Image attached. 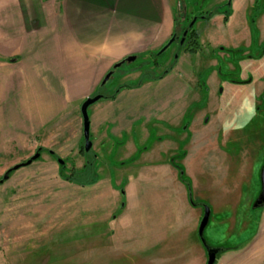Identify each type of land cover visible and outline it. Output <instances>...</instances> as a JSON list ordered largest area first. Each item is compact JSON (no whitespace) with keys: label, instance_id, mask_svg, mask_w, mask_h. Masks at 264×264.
Segmentation results:
<instances>
[{"label":"crops","instance_id":"1","mask_svg":"<svg viewBox=\"0 0 264 264\" xmlns=\"http://www.w3.org/2000/svg\"><path fill=\"white\" fill-rule=\"evenodd\" d=\"M226 1L216 0L217 12L195 29L196 52L182 50L166 74L136 86L149 68L147 55L174 31L175 0H0V159L13 152L26 160L38 148L53 151L56 163V157L69 156L83 140L84 99L100 93V82L115 63L134 55L144 65L120 71L123 82L116 90L88 107L95 173H118L127 165L129 177L69 182L57 176L58 163V174L34 166L40 156L28 169L9 174L0 183V264L10 258L29 264L18 255L33 253L37 238L58 215L68 226L74 218L96 224L88 245L92 264H206L197 234L201 204L210 207L208 222L228 207L230 217L217 218L218 224L229 222L234 229L240 186L213 184L212 174L222 166L224 173L230 159L222 150L224 158L206 152L191 164L190 195L199 203L194 206L175 166L184 177L185 147L194 139L220 146L229 140L223 119L217 129L196 135L201 110L213 113V121L204 119L210 125L223 109L264 107V2L257 8L256 0H230L221 8ZM152 70V76L160 72ZM236 71L241 86L233 87L222 73ZM112 156L118 166L106 162ZM2 161L0 172L9 168ZM249 168L241 164L240 173ZM70 190L78 191L77 214H70ZM55 197L66 202L64 209L53 210ZM262 218L250 242L219 246L215 264L264 257L263 247L249 250L251 243L264 242Z\"/></svg>","mask_w":264,"mask_h":264},{"label":"rangeland","instance_id":"2","mask_svg":"<svg viewBox=\"0 0 264 264\" xmlns=\"http://www.w3.org/2000/svg\"><path fill=\"white\" fill-rule=\"evenodd\" d=\"M228 1L229 0H227L225 2V6L221 8L227 7V4L229 3ZM262 1L264 2V0H256L257 8L262 5ZM215 2L216 0H175L174 12L176 16L181 15L184 11L182 7L184 5H187V8L185 10L186 13L184 12L185 14L178 21V28L180 29L188 26L191 22L189 18L197 16L201 13V11H212V9L215 8L214 6H216L217 4ZM257 8H254L253 12H255ZM205 24V18H198L193 24V29H198L199 25L201 26ZM182 50L183 48L179 41H174L161 55H155V58L158 59L157 61L159 63H163L162 65H165V63L171 65L172 63L174 64V61L176 60L175 57H178ZM157 51H155L154 54H156ZM153 55H147L149 60L154 57ZM199 55L201 58V62H203L202 59L205 58L204 53H201ZM219 64L221 66V60ZM138 66H144L140 58H137L130 63H124L120 67L115 69L106 84L98 88L100 94L106 96L107 94H109V92H114L119 84L123 82L119 77L120 71L128 70L130 68ZM162 69L165 68L160 69L159 67L158 71H161ZM203 71L204 70L201 67V79H203ZM222 74L224 77L228 76V80H231L230 82H233V84H231L233 85V87L241 86V84L239 85L238 83V71L230 72V75L224 72ZM220 89H222V86L219 87L218 91H220ZM219 95L220 93H218V96ZM223 101L228 103V105H230L231 103V100L226 97ZM221 112L222 114L219 115L220 117L215 118V124L207 125L204 124V119L207 118L210 119L209 121H213L211 119L213 117V113H211V111L209 112L207 110H201V112H199V123L201 124V126H199V130L197 131L196 135H203V133L207 132L209 129L213 130L215 128V125L217 126V129L220 120L223 119L224 123L227 126L226 135L229 140L227 142L225 141L224 144L220 146L216 141L210 142L208 139H204V137H202L199 141L194 139L191 144H188V147H185L187 153L184 160L182 161V168H184L185 179L189 181L191 164H193L197 159H205L206 152L213 154L212 157L218 155L222 156L220 158H224L223 154L219 152V150H222L229 156L230 160H227V162L224 161V166H226L224 173L219 172H223L222 166L221 168H218L214 174H212V179L213 184H219L223 182V184L230 185L231 187L240 186L242 198L238 208L236 209V216L238 221L234 229L229 222L223 221V223L218 224L219 220H217V218L220 217L224 219L226 217H230L231 215L228 207L224 206L220 208L218 215L212 214L211 220L208 222L206 228L203 231V239L206 244H211L213 247H231L233 245L250 242L253 236L260 229L261 221L263 219L262 216H264V207L252 208V201H254V199L257 197L260 190L259 172L264 163V107L253 105L250 108L241 109L235 106L232 109H223V111ZM186 121L187 120H185L184 124L186 123ZM90 139H92L91 135ZM150 142L151 141H148L147 144H149ZM68 144L71 146L73 145V142H69ZM81 145H83V142ZM69 154V156L59 157L64 161L65 164V176H70V170L73 168V171H78L79 173L83 174H86V172L88 171L91 176H98L100 177V179L102 177L107 178V176H110L112 179L118 177L119 179L121 178L125 180L129 177V173L125 172V167L127 165L124 168H121L118 173H108V170L106 169L107 173L99 175L95 173L94 165L86 166L82 169L84 159L86 161H90L93 164L94 157L92 151L81 153L80 146H77ZM41 157H43V160L40 163L36 162L34 166L43 165L45 167H48V169L50 170H54V172L58 174V172H56V167L58 165L55 162V158L53 156L50 157V155L46 153V150L41 153L40 158ZM177 158L179 159V157ZM2 160H4L5 166L8 167L25 161L24 158H18V155L13 152L11 153V155L5 154L4 159H0L1 162H3ZM106 162H108L112 166H118L116 158L114 156L106 159ZM240 162L242 166H250V173L249 169L246 174L240 173ZM29 167L30 166L20 167L16 171H12L11 174L21 172L25 169H28ZM5 171L0 172V178L4 175ZM57 176L59 177L60 175ZM85 178L86 177L82 174H76L73 179L76 182H80L84 181ZM60 179L64 180V178L61 176ZM241 180L243 181L242 183ZM69 192L68 204L69 210L70 212H72L70 214H77V200L75 194L78 191L70 190ZM79 192L81 191L79 190ZM214 192L216 193V187H214ZM81 193H84L85 196L87 195V192ZM65 204L66 202H61L59 199H57V197H55L53 210L60 211L62 209V206L63 209L65 208ZM95 226L96 224L91 222H84L83 224L77 223L75 218L74 221L69 222L68 226L65 222L62 221V216L58 215V218L54 219L53 224H51L48 230L44 232L42 236H39L37 238V245L35 246V250L33 251V253L28 255L20 254L18 255V258H23L26 256L29 264H37L41 262H43V264H92V254L88 251V245L92 243L94 239L93 236L94 234H96ZM260 247L264 248V242L256 241L255 243L250 244L249 250L253 251L254 249ZM244 262L245 264H264V257L254 256L252 259H246ZM4 264L15 263L13 262V258H10L7 263Z\"/></svg>","mask_w":264,"mask_h":264},{"label":"water","instance_id":"3","mask_svg":"<svg viewBox=\"0 0 264 264\" xmlns=\"http://www.w3.org/2000/svg\"><path fill=\"white\" fill-rule=\"evenodd\" d=\"M228 5L230 4V0L228 1ZM196 21V17H193L191 22L189 23V26H192L194 22ZM186 30L183 31L182 37L179 40V43L182 44L184 37L186 35ZM179 37L176 35L174 32L171 37L166 41V43L156 52V55H161L174 41H176ZM136 59V56L130 55L126 57L125 59L115 63L112 67L111 70H109L104 77L102 78L100 82V86H104L106 82L109 80V78L112 76L113 72L115 69L120 67L124 63H130ZM176 59V57H175ZM101 98H104V95L100 93H96L94 96L87 97L84 99V101L80 105V114L82 118V138H83V150L84 152H89L91 147H92V142L89 137V116H88V107L92 105L93 103L97 102ZM263 106H264V95H263ZM40 151L41 148H38L33 155H31L29 158H27L25 161L14 164L13 166L9 167L5 172L4 175L0 178V183H3L5 180L8 179L10 172L17 170L20 167L23 166H28L32 162L38 160L40 156ZM48 153L51 155L53 154V151L48 150ZM56 161L59 165H63L64 161L56 157ZM179 174H183V171L181 170ZM259 180H260V190L257 195V197L254 199L252 203V208H259V207H264V163L260 169L259 172ZM188 182V181H187ZM187 189H188V197L190 199V203L192 205H198L199 203H194L191 199L190 195V188H189V183L186 184ZM202 209H203V214L201 216V219L199 221L198 229H197V234L198 237L205 249L206 252V264H215L217 255L223 250L221 247H213L210 246L209 244H206L204 239H203V231L208 224L209 216H210V207L206 204H201Z\"/></svg>","mask_w":264,"mask_h":264},{"label":"trees","instance_id":"4","mask_svg":"<svg viewBox=\"0 0 264 264\" xmlns=\"http://www.w3.org/2000/svg\"><path fill=\"white\" fill-rule=\"evenodd\" d=\"M228 9H230L228 7ZM228 9L226 10L225 15H224V20L227 19V16H228ZM215 10H212V11H207L205 14L204 13H201V15H204L205 17L204 18H209L211 17L213 14H215ZM201 15H199L197 18H199ZM183 15H179V16H176L175 15V22H176V25H175V28H174V31L177 35H182V32L184 30L187 29V34L183 40V43L181 44L182 45V48L184 51H189V52H196L199 48H200V43H199V37H198V34L196 33L195 29L193 28H188V26H185L183 28H178V20L179 18H181ZM155 55L154 54L153 58L150 60L149 62V68H146V69H143L142 70V73H141V77L140 79L136 82V86H139L142 82H144L145 80H148L149 78H160L161 76H163L164 74H166V72L168 70H170L172 67H173V63L170 65H168L167 67H165V69L161 70L159 73H157L155 76H152L153 75V71L152 70L153 68H159L163 63H159L157 60V58H155ZM83 142V140H82ZM81 142V144H82ZM44 151V149H41L40 152ZM80 152L83 153L84 150H83V145H80ZM54 157V155H53ZM86 166H92V163L89 161L87 162V165ZM85 167V166H84ZM83 167V168H84ZM177 169H178V173H180L181 169L178 168L177 166H175ZM64 169H65V164L63 165H59V174L61 177H63L65 180H68L69 182H76L73 178L75 177L76 174H82L83 176H85L86 178L84 179V181H80L79 183L81 184H85V183H93L96 181V178L97 177H93L90 175V173L87 171L86 174H83V173H79L78 171H73V168L70 170V176H65L64 174ZM12 172H10L11 174ZM180 175V179L185 183L187 184V180L183 177V174H179ZM82 177V176H81ZM78 183V181L76 182Z\"/></svg>","mask_w":264,"mask_h":264},{"label":"flooded vegetation","instance_id":"5","mask_svg":"<svg viewBox=\"0 0 264 264\" xmlns=\"http://www.w3.org/2000/svg\"><path fill=\"white\" fill-rule=\"evenodd\" d=\"M183 8V10H185V8H184V6L182 7ZM204 14L206 13V12H203ZM184 14V11H183V13H182V15ZM199 15H201V13L200 14H198L197 16H194V17H196V20L198 19L197 17L199 16ZM205 16L204 15H201L199 18H204ZM192 18L193 17H190L189 18V20H192ZM195 23V22H194ZM188 28H193V25L192 26H189L188 25ZM185 31V30H184ZM186 31H187V29H186ZM174 33V32H173ZM172 33V34H173ZM183 33V32H182ZM186 34H187V32H186ZM177 35V34H176ZM179 38L176 40V41H179L180 40V38L182 37V35L180 36V35H177ZM186 36V35H185ZM171 37V36H170ZM185 38V37H184ZM177 58V57H176ZM87 162H89V161H87Z\"/></svg>","mask_w":264,"mask_h":264}]
</instances>
